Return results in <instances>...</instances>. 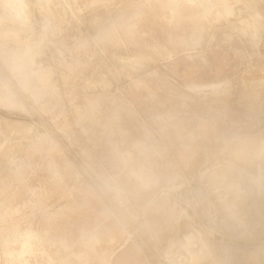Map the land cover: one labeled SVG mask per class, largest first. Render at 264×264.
<instances>
[{
	"label": "rangeland",
	"instance_id": "1",
	"mask_svg": "<svg viewBox=\"0 0 264 264\" xmlns=\"http://www.w3.org/2000/svg\"><path fill=\"white\" fill-rule=\"evenodd\" d=\"M9 1L0 264H264V0Z\"/></svg>",
	"mask_w": 264,
	"mask_h": 264
},
{
	"label": "crops",
	"instance_id": "2",
	"mask_svg": "<svg viewBox=\"0 0 264 264\" xmlns=\"http://www.w3.org/2000/svg\"><path fill=\"white\" fill-rule=\"evenodd\" d=\"M15 0H10L9 2L11 3H9L8 2V4H9V6L11 5V9L12 10H14V8H13V5L14 6H18V0L17 1H15ZM186 3H188V2H186ZM184 1L182 2V1H177L176 3H173V4H170V3H166L168 6H169V8L172 10V12H175L176 11V9L179 7V5H181V4H186ZM190 4H195V2H189ZM204 7H205V10H209V6H208V4H204ZM15 11V10H14ZM201 16L202 15H199V13H195L194 15H193V17H192V24H191V31L189 32L190 34H189V37H199L201 34H202V31H203V29H205V24L204 23H200V20H201ZM133 107V112H136V109L134 108V106H132ZM248 141H251V140H249V139H253V141H252V143L254 142V143H257V140L259 139V141L263 144L262 146H261V143L258 141V143H259V145H258V143H257V147L258 148H256V150L258 149V150H260L261 149V147H264V136L263 137H260V138H253V137H249V138H244V139H242V140H238V141H236V142H234V144H238V143H240L241 145H244V144H246V141L247 140ZM255 139H256V142H255ZM245 140V141H244ZM231 144V143H230ZM235 146H237V145H235ZM253 149H254V147H252ZM253 149H246L245 150V152H246V155L249 157V159H247L248 157H246V155H245V153L243 152L242 153V155H240V158L238 157L239 155H237L236 156V160H241V161H245V159H247L244 163H246L247 165H251V164H253V162L254 161H256V160H260V159H263V154H264V152H262V151H264V150H262V149H264V148H262L261 150V153H258L257 151V153H255V150L253 151ZM235 154H238V153H235ZM242 156V157H241ZM245 156V157H244ZM234 157H235V155H234ZM257 157V158H256ZM243 159V160H242ZM249 161V162H248ZM126 240V239H125ZM127 241V240H126Z\"/></svg>",
	"mask_w": 264,
	"mask_h": 264
},
{
	"label": "bare ground",
	"instance_id": "3",
	"mask_svg": "<svg viewBox=\"0 0 264 264\" xmlns=\"http://www.w3.org/2000/svg\"><path fill=\"white\" fill-rule=\"evenodd\" d=\"M7 1H9V0H7ZM23 1V0H22ZM15 2V1H14ZM10 3V2H9ZM12 3V2H11ZM10 3V4H11ZM8 6V5H7ZM19 6V5H18ZM18 6L16 7V6H14L13 5V8H14V10H17V12H20V11H18ZM10 7H11V5H10ZM22 10V9H21ZM215 13V12H214ZM221 13H223V10H221V9H218L217 10V14L219 15V14H221ZM20 14V13H19ZM223 15V14H222ZM222 15L220 16V18L222 17ZM214 16H215V14H214ZM102 18V17H101ZM217 18H219V17H217ZM222 20V19H221ZM92 24V23H91ZM210 25V24H209ZM125 59V58H124ZM130 60V59H129ZM128 60V61H129ZM144 60V59H143ZM118 61V60H117ZM140 61V60H139ZM132 65V64H131ZM132 69V68H131ZM103 78V77H102ZM101 78V79H102ZM94 80V79H93ZM92 81V80H91ZM98 81V80H97ZM103 81H104V79H103ZM105 82V81H104ZM103 82V83H104ZM90 83V82H89ZM106 83V82H105ZM260 91V90H259ZM264 92V91H263ZM254 97V96H253ZM257 98H258V96H257ZM9 120V119H8ZM12 121V120H11ZM9 122V121H6L7 123H5V125L7 124L9 127H13L14 128V130L16 129H18L19 127H21V126H19V122L18 123H15V121L14 122ZM22 122V121H21ZM4 125V126H5ZM21 125H23V124H21ZM26 126V125H25ZM24 127V126H23ZM27 127H29V129H30V131L32 130V126H27ZM25 128V127H24ZM24 128H20V129H24ZM11 129V128H10ZM29 129H28V132H30L29 131ZM25 130V129H24ZM26 130H27V128H26ZM247 140V139H246ZM249 140H251V141H246V144H244V145H241L240 143H238V144H232L231 146H229L230 147V149L232 150V153H234V155H235V160H236V156L237 155H239L238 157L240 158V155H242V153L244 152L245 153V155H246V152H245V150L246 149H253L252 147H254V149H253V151L255 150V153H257L258 151V153H261V151L262 150H264V149H262V148H264V147H261V149L260 150H256V148H258L260 145H259V143H258V141H259V139L257 140V143H258V147H257V143H252V141H253V139H249ZM245 141V140H244ZM261 141V140H260ZM259 141V142H260ZM255 142H256V139H255ZM261 143V142H260ZM8 145V144H7ZM235 145H237V146H235ZM263 144L261 143V146H262ZM11 147V146H10ZM256 147V148H255ZM7 151L8 150H6V153H7ZM257 151V152H256ZM231 152V151H230ZM262 152H264V151H262ZM10 153H12V152H10ZM235 153H238V154H235ZM8 154V153H7ZM213 155L215 154V153H212ZM6 156V155H5ZM214 157H217L216 155L214 156ZM242 157V156H241ZM245 157V156H244ZM246 157H248L247 155H246ZM250 157V156H249ZM249 157L247 158V159H249ZM219 158H220V156H219ZM257 158V157H256ZM216 159V158H215ZM247 159H245V161L247 160ZM218 160H220V159H218ZM243 160V159H242ZM239 161H241L240 159H239ZM245 161H243V162H245ZM249 162V161H248ZM213 171V172H212ZM211 173L212 174H210L211 176L213 175V176H217L218 178L219 177H221L220 179H225L226 177V175L228 174L227 172H226V169L224 168V167H221V168H215L214 170H211ZM215 174V175H214ZM212 176V177H213ZM215 177H213V179L215 178ZM216 177V179H218ZM223 177H225V178H223ZM227 179V178H226ZM218 181L220 182V180L218 179ZM211 250V249H210ZM200 251V250H199ZM212 251V250H211ZM203 252V251H202ZM208 252H209V258L211 257L212 259H213V261H215L216 263L215 264H219L218 263V258H216V256H214V254L212 253V252H210L209 250H208ZM202 254V253H201ZM195 255V254H194ZM199 256V255H198ZM197 257V256H196ZM198 258V257H197ZM207 258H208V256H207ZM199 259V258H198ZM191 260V259H190ZM204 260H206V258L204 259ZM193 261V260H192ZM190 263H192V262H190ZM193 263L195 264V262L193 261ZM203 263H206L205 261L203 262ZM197 264H200V262L199 263H197ZM207 264V263H206Z\"/></svg>",
	"mask_w": 264,
	"mask_h": 264
}]
</instances>
